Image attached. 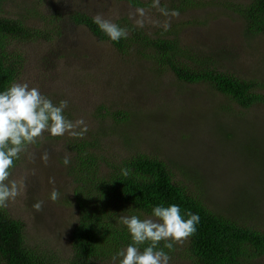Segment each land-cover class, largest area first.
<instances>
[{
  "label": "rangeland",
  "instance_id": "obj_1",
  "mask_svg": "<svg viewBox=\"0 0 264 264\" xmlns=\"http://www.w3.org/2000/svg\"><path fill=\"white\" fill-rule=\"evenodd\" d=\"M136 1L144 5L134 6L130 0H3L0 17L19 19L28 28L53 31L54 36L48 43L10 42L11 55L24 58L16 82L38 87L54 103L68 100L66 115L71 114L73 122L83 119L88 128L83 137L44 133L22 154L12 175L23 181L24 190L6 209L24 223L29 249L51 264H69L70 229L78 216L72 202L73 178L63 160L73 156L70 149L76 146L95 155L100 173L106 175L116 168L126 154L118 134L101 131V115L107 117L117 109L133 115L135 149L168 162L177 173L178 164L197 171L205 180L204 197L216 210L264 226V184L258 182L264 181L260 177L264 171L257 162L237 155L238 145L264 139V106L242 112L203 86L180 85L151 58L134 52L120 58L109 44L98 42L88 29L69 21L74 13L99 14L112 22L125 19L150 36L161 30L179 38L195 57L226 56L231 61L228 71L254 79L264 92V36L245 39L244 22L236 13V6L246 0H190L195 8L179 11L178 17L162 16L152 7V0ZM175 1L160 0L161 7L179 9L173 6ZM138 9H144L145 15L140 16ZM141 20L143 27L137 23ZM166 20L171 23L168 31L161 27ZM177 24L180 33L170 34L177 32ZM259 163L264 165V157ZM53 190L59 192L55 201L50 199ZM37 201L44 202L41 211L33 208ZM183 243L176 247L171 264H193L179 251Z\"/></svg>",
  "mask_w": 264,
  "mask_h": 264
},
{
  "label": "trees",
  "instance_id": "obj_2",
  "mask_svg": "<svg viewBox=\"0 0 264 264\" xmlns=\"http://www.w3.org/2000/svg\"><path fill=\"white\" fill-rule=\"evenodd\" d=\"M130 1L134 6L144 5L140 1ZM2 4L3 0H0V11ZM173 6H179L180 12L189 7L195 8L190 0H177ZM236 13L244 22L245 39L264 36V0H246L236 6ZM92 18L74 13L69 16V21L88 29L98 42L109 44L120 58H127L132 52L151 58L160 70L172 73L180 85L203 86L220 97H226L242 112L264 106V92L260 91L262 85L254 79H242L235 72L228 71L227 66L231 61L221 53L220 59L216 58L219 54H209L203 59L195 57L179 38H172L161 30L155 37L150 36L143 28L134 27L125 19L114 23L127 28L128 38L115 43L99 30ZM175 26L177 32L170 33L172 35L180 33L179 24ZM39 40L44 43L54 41L53 31L28 28L19 19L0 17V91L16 82L23 69L24 58L11 55L8 50L10 42ZM188 60H192L193 64ZM67 115L69 119L72 117L71 114ZM101 117L104 121L101 131L118 134L126 155L116 168L104 175L99 172L92 152L71 147L74 154L70 158L68 170L74 182L72 202L78 216L70 229L72 258L69 264H110L117 251L131 242L127 229L117 221L119 216L140 213L150 215L153 206L172 203L200 215L197 232L184 241L179 249L193 264L264 262V226L261 222L252 221L249 224L238 216L233 219V214L225 216L204 197L205 180L197 171L187 170L178 164L180 167L175 168L177 173L168 162L135 149L132 144L133 115L130 111L117 109L109 116ZM108 120L111 124H107ZM253 130L250 128L251 132ZM107 134L104 133L105 136ZM99 142L94 140L92 143ZM237 155L257 162L264 171V165L259 163L264 157V139L259 143L258 139L253 138L245 146L238 145ZM123 168L130 169L127 177L121 174ZM188 174L192 176L191 179H187ZM260 177H264V172ZM258 182L264 184L260 179ZM177 246L170 252L171 257H174ZM0 264H51L47 258L29 249L24 223L14 219L6 207L0 208Z\"/></svg>",
  "mask_w": 264,
  "mask_h": 264
},
{
  "label": "clouds",
  "instance_id": "obj_3",
  "mask_svg": "<svg viewBox=\"0 0 264 264\" xmlns=\"http://www.w3.org/2000/svg\"><path fill=\"white\" fill-rule=\"evenodd\" d=\"M152 7L165 17L180 15L178 9L161 7L160 0H152ZM137 12L140 16L145 15L144 9H138ZM92 20L112 42L119 43L128 38L127 28L99 14ZM137 23L143 27L142 20ZM161 27L168 31L170 21L166 20ZM68 105L66 99L54 103L38 87L28 83L13 82L0 91V208L7 207L9 202L15 201L23 193V181L12 179V175L22 154L38 138L44 133L52 137H61L65 133L83 137L87 133L88 128L83 119L73 122L67 117ZM77 128L79 131L75 130ZM42 159L47 162L48 155L44 154ZM63 163L68 166L70 159L65 157ZM121 174L127 177L130 169H121ZM58 197L59 192L53 190L50 199L55 201ZM43 203L37 201L33 208L41 211ZM200 219L199 213L184 210L176 203L155 205L150 215L140 213L119 216L117 221L127 229L131 242L112 257L113 264H171L170 252L176 244L186 241L197 232Z\"/></svg>",
  "mask_w": 264,
  "mask_h": 264
}]
</instances>
